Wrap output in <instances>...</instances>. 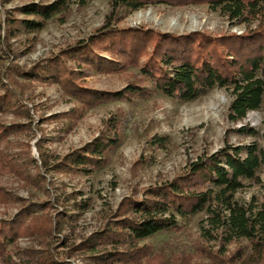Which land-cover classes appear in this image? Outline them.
<instances>
[{
  "label": "rangeland",
  "instance_id": "obj_1",
  "mask_svg": "<svg viewBox=\"0 0 264 264\" xmlns=\"http://www.w3.org/2000/svg\"><path fill=\"white\" fill-rule=\"evenodd\" d=\"M27 1L30 0L0 3V92L6 83L9 88L14 87V97L22 98L14 100L11 107L0 108V122L12 126L0 137V186L9 196L0 199V217L11 218L22 205L40 202L47 207L39 212L47 211L52 229L37 234L23 231L9 244L10 256H2L0 264H45L48 250L66 264H99L85 248V239L103 226L108 213L116 210L125 196L140 195L145 187L173 178L189 161L226 142L256 139L264 144V109L250 110L245 118L232 120V87L217 86L191 100L173 98L153 89L143 96L104 100L88 107L82 115H74L73 109L80 102L60 82L31 79L17 70L28 69L43 58L60 54L79 39L88 38L105 21L111 2L68 0L66 7L43 27L10 34L9 29L5 30V13L12 10L14 15H22L17 7ZM122 15L119 26L180 33L207 31L216 36L240 34L259 24L256 19H231L220 7H212L208 2L152 0ZM101 53L109 54L103 50ZM68 63L74 61L69 59ZM82 67L79 79L90 88L117 90L134 80L154 86L141 74L138 65L117 71L85 64ZM112 117L121 118V142L108 152L106 164L89 174L42 166L37 141L43 143L51 164L57 157L108 131ZM249 128L254 133L250 134ZM156 134L168 135V141L155 144L152 138ZM31 154L42 168L43 179L29 178L27 174L28 167H34ZM260 175V183L245 180V185L235 192L239 203H261L264 168ZM82 199H87L89 205L76 208ZM207 216L206 211H200L187 218L178 217V230L162 231L141 240L138 245H152V254L162 252L151 262L110 264H242L235 254L248 239L228 242L221 227H215ZM230 257L233 260L229 263Z\"/></svg>",
  "mask_w": 264,
  "mask_h": 264
},
{
  "label": "trees",
  "instance_id": "obj_2",
  "mask_svg": "<svg viewBox=\"0 0 264 264\" xmlns=\"http://www.w3.org/2000/svg\"><path fill=\"white\" fill-rule=\"evenodd\" d=\"M149 1L152 0H110L111 8L105 21L88 38L79 39L60 54L43 58L28 69L16 70L31 79L60 82L79 100L80 105L72 112L77 116L101 101L143 96L151 94L153 89L173 98L191 100L217 86L232 87L234 97L229 115L234 121L245 118L250 110L264 109V0H161L184 4L208 2L212 7H220L231 19L258 20L256 28L240 34L216 36L207 31L180 33L117 25L122 14ZM67 2L30 0L18 5L17 10L22 15L7 10L5 30L15 34L22 29L41 28L66 7ZM0 3L4 4L5 0ZM102 50L109 54L104 55ZM69 59L74 64H69ZM83 64L106 71L138 65L141 74L154 86L134 80L117 90L90 88L79 79ZM13 90L14 87L9 88L5 83V89L0 92V108L11 107L14 100L22 99L14 97ZM110 119L108 131L57 157L51 164L43 143L37 141L42 166L89 174L106 164L108 152L121 142V118ZM11 128L0 122V137ZM168 138V135L156 134L152 141L163 145ZM30 158L34 167H28L29 178L43 179L37 158L32 154ZM263 168L264 144L256 139L245 143L226 142L217 150L189 161L173 178L145 187L140 195L125 196L119 207L108 213L103 226L85 239V248L99 264L151 262L162 252L152 254V245L148 242L138 245L141 240L162 231L178 230L181 226L178 217L187 218L206 211L214 226L221 227L228 242L241 237L248 239L247 244L237 248L235 259L242 264H264V195L261 203L254 206L235 199V192L245 185V180L262 181L260 170ZM7 197L8 192L0 186V199ZM88 205L89 201L82 199L76 208ZM45 207L40 202H31L22 205L11 218L0 217V258L10 256L9 244L23 231L37 234L52 229L47 211L39 212ZM59 218L62 219V213ZM232 260L230 257L229 263ZM43 261L66 264L49 250Z\"/></svg>",
  "mask_w": 264,
  "mask_h": 264
}]
</instances>
